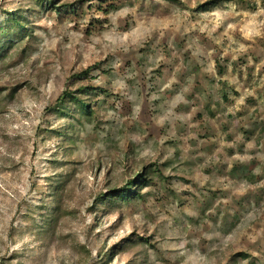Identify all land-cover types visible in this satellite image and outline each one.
Segmentation results:
<instances>
[{"label": "rangeland", "instance_id": "rangeland-1", "mask_svg": "<svg viewBox=\"0 0 264 264\" xmlns=\"http://www.w3.org/2000/svg\"><path fill=\"white\" fill-rule=\"evenodd\" d=\"M49 1L75 13L27 6L33 45L0 66V97L19 87L0 103V264L116 245L109 264H264V0ZM96 64L95 130L35 144L41 122L65 125L46 106ZM142 167L144 201L88 208Z\"/></svg>", "mask_w": 264, "mask_h": 264}, {"label": "trees", "instance_id": "trees-1", "mask_svg": "<svg viewBox=\"0 0 264 264\" xmlns=\"http://www.w3.org/2000/svg\"><path fill=\"white\" fill-rule=\"evenodd\" d=\"M24 1L25 4L21 5L18 9L11 10L10 7L12 6V0H0V12L4 16L3 21H0V66H3L7 59H9L10 62H13V58L8 57V52L10 50L20 48L22 49L21 54L24 55L26 52L30 51V48L33 45L35 33L29 25V20L25 17L26 12H29V9H26L27 6L30 5L32 8L40 10H55L56 12H60L61 9L67 8L72 13H75L74 5H59L57 1L49 0ZM117 9L118 8L115 5L109 6V11H117ZM109 11L104 12L108 14L107 12ZM95 72H98L96 80H99L101 75L110 74V71L102 70V64H96L90 69L76 72L70 76L69 82L62 89L57 99H55L53 104L47 105L45 108L47 114H54L64 121V127H54L49 121L41 122L36 128L35 144L38 142L45 143L48 137L60 138L68 136L70 131L74 132L77 128L83 127L84 125L92 126V129L95 130V114L99 105V100H105L109 96L105 87H95L90 85V81L88 80L92 78L90 77L91 73ZM18 88L19 87L7 89V93L0 97V103L4 101L11 102L14 100ZM93 101H95V103H93ZM72 106L74 107V110H72ZM59 144L63 147L71 143L61 141ZM35 150L36 152L38 150L36 145ZM66 183L67 178H64L61 181L59 179L57 185L56 183H53L55 187L53 193L55 196L59 195V192L64 189ZM151 186L152 178L148 173V169L142 167L140 172L134 176H130L128 183L124 187L120 189L113 187L104 193L100 192L88 208H90V210L96 208L95 206H97L98 201H110L113 206L119 201H144L145 195L143 194V191ZM94 226L91 228V232L94 230ZM144 242L145 244L150 243L148 240H145ZM125 244L122 247L123 249L128 248L129 246H125ZM117 250L118 247L116 245L110 248L109 251L96 254V257H93L90 254V256H88V264H109L112 260V256L115 257L119 255V251Z\"/></svg>", "mask_w": 264, "mask_h": 264}]
</instances>
